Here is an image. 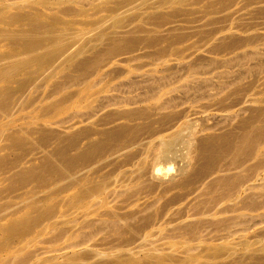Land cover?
Wrapping results in <instances>:
<instances>
[{"label": "rangeland", "instance_id": "rangeland-1", "mask_svg": "<svg viewBox=\"0 0 264 264\" xmlns=\"http://www.w3.org/2000/svg\"><path fill=\"white\" fill-rule=\"evenodd\" d=\"M116 1L0 0V16L36 8L73 19L85 37L75 60L31 84L26 106L19 91L9 114L0 110V153L21 154L0 171V225L32 201L54 207L20 236L0 235V264H264V0ZM4 121L27 134L23 145L7 147ZM244 130L251 145L238 142ZM172 134L180 139L165 151ZM212 136L231 148L195 176ZM101 139L70 174L16 173L60 144L75 154Z\"/></svg>", "mask_w": 264, "mask_h": 264}, {"label": "bare ground", "instance_id": "bare-ground-1", "mask_svg": "<svg viewBox=\"0 0 264 264\" xmlns=\"http://www.w3.org/2000/svg\"><path fill=\"white\" fill-rule=\"evenodd\" d=\"M122 3H123V0H117L115 5L112 6V8H116L118 5H121ZM69 10H71V8H69ZM73 10H76V9L74 8ZM8 13L9 15L5 14V15L0 16V20H2L3 23L7 25L5 27H2V26L0 27V42H2L3 40H6L5 42H7L6 43L7 48L5 47L6 49L0 50V81L4 82V84L0 86V110L7 112V114H9L8 112H10V107H12L11 106L12 98L17 92L19 91L21 92L19 93L21 94L23 99L18 97V99L20 98V101L22 100V102L16 99L15 100L19 103H23V102L25 104L26 102L28 103L29 100H27L26 98L24 99V96L27 95L26 92L28 88L31 86V84L33 85V82L35 83L38 80L39 81L44 80L49 75H51L53 66L56 62L75 60V57L81 51V49L83 48V43L85 42V37L82 36L81 32L78 30H73L72 25L75 22L73 21V19L63 20L62 17H59L60 15L58 14L46 15L45 13H43L42 11L36 8H31L29 10L19 9L17 11H14L11 14L10 12ZM104 17H107V16H104ZM104 17H102L100 20L104 21L108 19ZM119 19H120L119 16L116 15L115 20L119 22L118 21ZM86 23H96V21L88 20L86 21ZM14 24H18V26L12 27L14 26ZM104 26L105 25H103V27ZM102 37H105V36L103 32H100L99 38H102ZM105 38L108 39L109 43L112 45H117L120 42L119 41L120 39H118L112 34L107 35V37ZM123 39H126L128 41L133 40V38H130L127 36L123 37ZM85 62H86L85 60H77L75 63L76 64L75 66H77L78 68H84ZM14 83H17V84L14 85ZM20 94H17L16 97ZM52 105L53 104H50L45 109H50ZM0 114L2 115V112H0ZM4 125L6 127H9L8 132L5 134V137L9 141L7 147L14 148V147L23 145L27 134L24 133L26 134V136H24L23 132H21L22 131L21 129H19V131H17L16 129L11 130L10 129L11 125H13V122L11 121L5 122ZM123 129L124 127L119 125L117 127L106 130L104 134L106 135L107 138L114 137L119 132H121ZM28 130L30 131V129ZM43 135H42L43 140L46 141L47 138L45 135L44 136ZM251 136H253L251 135V131L244 130L238 136V140H239L238 142L244 143L245 145L247 144L248 146V144H250L251 142V138H252ZM226 138L224 140V144L222 145H218L216 143L217 138L215 137H214L215 140L213 138H212L213 141H211V139L210 141L209 139H207V142L202 144L203 146H201V148H204V150L207 151V152L205 151V154L208 153V156L205 160V163L200 165V167H198L199 169H196V171H194L195 176H202L206 174L208 171H211L217 168L216 167L217 164H215L217 161H219L216 158L217 151L218 150H220L219 152H222L224 150L227 151L231 148V140L230 139L226 140ZM230 138H231V135H230ZM177 139H180L179 134H174V135L172 134V136H170L168 139L164 138L163 141L161 142L162 147H164L165 151L171 150L174 147ZM75 140H76V137H72L69 139L68 142L69 143L73 141L75 142ZM221 140H218V141L222 143ZM254 140L256 141L255 138ZM104 144L105 143L102 139L101 141H98V140L96 142L92 141L86 147L83 146L84 148L82 150H79L77 153L70 154L68 152L69 145L63 143V145L60 144L59 146L55 148L54 153L50 151L52 154L48 153L45 156H43L42 161L39 165L36 166L34 164V165H30L29 167L28 166L22 167L16 170V173L18 176L21 177L22 181L25 180V177H27L26 179L29 180L28 177L30 176L43 180L42 178H45L44 174L46 175V173L50 171L64 176V175H67L68 173L70 174V170L73 168V166L77 162L86 161L88 159H91L92 155L94 156L98 150L100 151L101 148L105 147ZM253 146H255V144ZM243 148L240 149L243 151L242 153H244ZM251 149H254V148H251ZM248 150L249 148L246 151L247 153H249ZM237 151L239 150L237 149ZM237 153L238 154L237 155L235 154V157L237 156L239 158L241 151ZM53 155H55L56 158H54L55 156L53 157ZM20 160H21V154L10 155L9 153H6V154L0 153V171H3V170L8 171L13 167L18 166V163L20 162ZM170 168L171 167H168L167 170H169ZM161 169L163 170L162 167L155 168L154 173L156 175H159ZM0 174L2 173L0 172ZM20 177L18 178L19 180H20ZM18 179L17 181H19ZM21 180L20 182H22ZM227 180L229 179L227 178ZM74 181L79 182L80 180L78 179L76 181L74 179ZM95 183L96 182H94V184ZM232 185H235L233 181H232ZM93 187H97V184L89 188H93ZM85 189H83V191L81 189L80 193H84L86 190H88V189L86 190ZM53 211H54V207L44 206L42 208L41 206L37 204V202L32 201L29 204V210L27 211L25 210L20 216L14 217L11 220L9 219L7 223H5L2 226L0 225V235L4 236V238H7V239L20 236L21 234L29 230L31 227H33L39 221L40 218L53 213Z\"/></svg>", "mask_w": 264, "mask_h": 264}]
</instances>
